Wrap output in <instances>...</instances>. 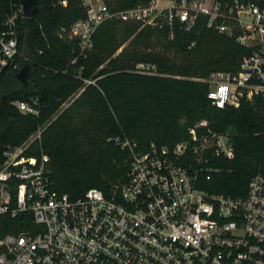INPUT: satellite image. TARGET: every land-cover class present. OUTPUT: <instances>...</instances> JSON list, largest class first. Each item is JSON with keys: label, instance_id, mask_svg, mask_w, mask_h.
<instances>
[{"label": "trees", "instance_id": "1", "mask_svg": "<svg viewBox=\"0 0 264 264\" xmlns=\"http://www.w3.org/2000/svg\"><path fill=\"white\" fill-rule=\"evenodd\" d=\"M150 1L104 0L112 11ZM244 1L264 7V0H184L192 7L187 27L178 17L160 26L105 18L91 31L90 46L80 50L78 38L69 35L70 24L85 16L80 0H36L31 16L21 15L20 0H0V30L14 13L17 40L16 53L0 67V162L5 146L25 142L24 154H47L56 191L75 196L95 186L108 192L125 179L129 164V150L118 141L134 142L135 149L170 145L204 120L228 132L232 155L216 158L218 169L199 185L244 193L250 175L264 173V97L216 107L200 79L210 70L237 71L253 49L235 40L242 32L236 24L231 32L217 28L232 23L234 3ZM215 2L219 11L208 22L203 9ZM22 64L26 83L14 75ZM14 100L33 103L36 113L21 112ZM38 128L39 136L28 139ZM24 216L29 219L23 212L1 213L0 230L14 232Z\"/></svg>", "mask_w": 264, "mask_h": 264}, {"label": "built area", "instance_id": "2", "mask_svg": "<svg viewBox=\"0 0 264 264\" xmlns=\"http://www.w3.org/2000/svg\"><path fill=\"white\" fill-rule=\"evenodd\" d=\"M80 1L85 16L69 27L80 50L90 46L91 31L105 18L160 26L162 19L170 24L178 17L185 27L192 19L184 0H151L114 11L104 0ZM233 8V22L217 28L231 32L236 24L242 32L235 40L253 49L241 57L237 71L210 70L200 78L216 107L264 97V7L244 1ZM203 10L210 22L219 6ZM14 18L8 16L0 30V67L17 51ZM13 103L21 112L37 111L33 103ZM39 133L40 128L31 138ZM118 144L130 153L125 179L108 192L90 186L75 196L53 188L46 153L24 154L25 142L2 149L0 214L23 212L29 219L24 216L14 232L0 230V264H264V173L250 175L242 194L199 185L218 169L216 158L232 155L227 131L203 120L170 145L135 149L127 139Z\"/></svg>", "mask_w": 264, "mask_h": 264}, {"label": "water", "instance_id": "3", "mask_svg": "<svg viewBox=\"0 0 264 264\" xmlns=\"http://www.w3.org/2000/svg\"><path fill=\"white\" fill-rule=\"evenodd\" d=\"M36 0H20V11L22 16H31L36 12ZM26 64H22L16 71L15 77L22 83H26Z\"/></svg>", "mask_w": 264, "mask_h": 264}, {"label": "rangeland", "instance_id": "4", "mask_svg": "<svg viewBox=\"0 0 264 264\" xmlns=\"http://www.w3.org/2000/svg\"><path fill=\"white\" fill-rule=\"evenodd\" d=\"M196 1H203L205 2V4L209 5L213 2V0H196ZM156 3L157 4H164V3H167L165 0H156ZM142 65L145 66V64L141 63ZM34 134H31L29 138H31Z\"/></svg>", "mask_w": 264, "mask_h": 264}]
</instances>
